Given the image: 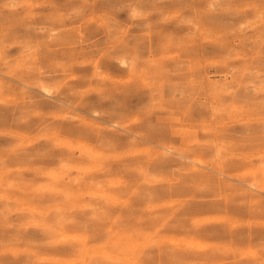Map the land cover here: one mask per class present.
<instances>
[{
	"label": "rangeland",
	"instance_id": "374dc122",
	"mask_svg": "<svg viewBox=\"0 0 264 264\" xmlns=\"http://www.w3.org/2000/svg\"><path fill=\"white\" fill-rule=\"evenodd\" d=\"M0 264H264V0H0Z\"/></svg>",
	"mask_w": 264,
	"mask_h": 264
},
{
	"label": "bare ground",
	"instance_id": "6f19581e",
	"mask_svg": "<svg viewBox=\"0 0 264 264\" xmlns=\"http://www.w3.org/2000/svg\"><path fill=\"white\" fill-rule=\"evenodd\" d=\"M78 74H79V73H78ZM73 102H74V101H73ZM17 103H18V102H17ZM95 114H96V113H95ZM68 142H69V141H68ZM68 142H67V143H68Z\"/></svg>",
	"mask_w": 264,
	"mask_h": 264
}]
</instances>
